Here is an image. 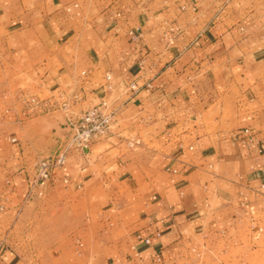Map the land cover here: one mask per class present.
<instances>
[{"label": "crops", "instance_id": "1", "mask_svg": "<svg viewBox=\"0 0 264 264\" xmlns=\"http://www.w3.org/2000/svg\"><path fill=\"white\" fill-rule=\"evenodd\" d=\"M133 82L152 88L128 99ZM25 84L65 85L85 110L122 105L109 136L54 173L110 209L84 264H264V0H0V95ZM19 109L18 122L0 113L14 212L64 134ZM18 263L1 246L0 264Z\"/></svg>", "mask_w": 264, "mask_h": 264}, {"label": "rangeland", "instance_id": "2", "mask_svg": "<svg viewBox=\"0 0 264 264\" xmlns=\"http://www.w3.org/2000/svg\"><path fill=\"white\" fill-rule=\"evenodd\" d=\"M73 83L79 85L80 80ZM33 98L43 103V107L31 111ZM24 105L29 110L23 115L25 120L41 116L38 128L46 126L48 118L57 116L60 124L55 126L53 132L60 131L69 117H79L86 111L75 92L66 89L65 85L54 96L32 91L27 85L20 90H13L8 96L0 95V113L8 115L12 122H18L15 118L25 111L20 112L19 106ZM5 131L0 127V153L6 150L1 139ZM43 135L40 136V143H44ZM11 139H16V136H11ZM46 156L47 153L37 155L34 160L35 172L38 159ZM2 180L5 183L6 179L0 175V181ZM2 183L0 182V202L7 206V211L0 218V249L4 246L15 253L19 258L18 264H84V252L89 250L92 254L105 248L104 241L99 239L98 234L109 228L110 209L103 210L101 203L104 200L98 201L102 199L98 198L99 193L90 190L86 194L69 193L61 177L53 176L41 196L35 193L14 212L11 209L13 199L6 191L1 190ZM87 262L100 264L97 260L92 262L89 259Z\"/></svg>", "mask_w": 264, "mask_h": 264}, {"label": "built area", "instance_id": "3", "mask_svg": "<svg viewBox=\"0 0 264 264\" xmlns=\"http://www.w3.org/2000/svg\"><path fill=\"white\" fill-rule=\"evenodd\" d=\"M129 34L131 41L135 43L141 38L140 35L133 31H130ZM151 88L150 84L141 87L136 82H133L122 86L120 89L124 94L128 95V99H132L142 91H150ZM104 89L106 92L114 89L111 73L105 76ZM31 102V111L43 107V103L35 98ZM121 107L122 105H115L107 100H102L98 106L86 110L79 117H69L64 124L63 138L56 150L48 156L38 159L35 176L29 181L25 200L31 199L35 193L41 196L47 184L52 180L55 171L66 165L72 153L85 155L93 144L106 139L119 115ZM135 145L136 142L134 140L128 143V146ZM6 211L7 206L0 202V218ZM150 242L149 239L145 240L146 244H150ZM158 260L160 261L161 258H158Z\"/></svg>", "mask_w": 264, "mask_h": 264}]
</instances>
